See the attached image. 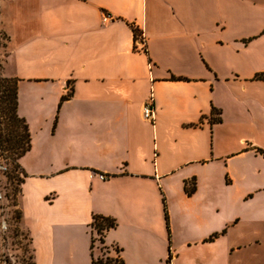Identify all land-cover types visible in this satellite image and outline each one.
<instances>
[{"label": "crops", "instance_id": "0c3cea01", "mask_svg": "<svg viewBox=\"0 0 264 264\" xmlns=\"http://www.w3.org/2000/svg\"><path fill=\"white\" fill-rule=\"evenodd\" d=\"M0 35L33 264H91L93 216L123 264H264V0H0Z\"/></svg>", "mask_w": 264, "mask_h": 264}, {"label": "trees", "instance_id": "16d2710c", "mask_svg": "<svg viewBox=\"0 0 264 264\" xmlns=\"http://www.w3.org/2000/svg\"><path fill=\"white\" fill-rule=\"evenodd\" d=\"M132 33L136 43L141 33L133 27ZM1 37L6 38L4 35H1ZM0 48H4V45L0 44ZM143 52L145 53V49H143ZM252 81H264V73L256 74L252 78ZM70 96L71 93H68L61 97L60 103L66 101ZM17 105V79L3 76L0 64V167L5 169L3 172H0V174H2L6 180L16 181L17 184L21 185L22 172L18 161L30 150L31 138L25 120L18 116ZM214 114L219 116L217 111H214ZM219 122L220 120L218 117L214 120H210V124ZM256 152L264 158V153L262 151L257 150ZM20 175L21 179H18ZM184 190L187 195H191L194 192L195 184L193 179L184 183ZM12 206L16 208L17 205L14 202ZM14 213L15 212H13V214ZM14 215V220L19 223L21 218L20 212L17 211ZM115 226L116 224L113 219L102 216L92 217V222L90 224L93 232L91 248H93L96 242L104 248L105 254L101 257L93 258L91 264H123V261L119 257H109V249L104 246V234L115 228ZM114 251L116 254L119 253L117 248H114Z\"/></svg>", "mask_w": 264, "mask_h": 264}, {"label": "rangeland", "instance_id": "374dc122", "mask_svg": "<svg viewBox=\"0 0 264 264\" xmlns=\"http://www.w3.org/2000/svg\"><path fill=\"white\" fill-rule=\"evenodd\" d=\"M0 44L4 45V48H0V64L2 65L7 57L8 49L7 39L1 35ZM257 114L262 117V113L259 111ZM248 132L257 142L264 143V131H261L258 124L251 127ZM19 178L21 179V175L18 176ZM19 187L20 185L16 181L6 180L0 174V264H33L29 236L14 220V214L19 210L17 206L13 208L12 205L14 202L17 205ZM13 212L15 213L13 214ZM93 248L95 249V258L105 254L104 248L98 243L95 242Z\"/></svg>", "mask_w": 264, "mask_h": 264}, {"label": "built area", "instance_id": "2783aa9c", "mask_svg": "<svg viewBox=\"0 0 264 264\" xmlns=\"http://www.w3.org/2000/svg\"><path fill=\"white\" fill-rule=\"evenodd\" d=\"M108 19V17H105L103 20L106 21ZM139 45L142 47L143 45V39H142V35H140L138 41ZM141 115L144 121L147 122H152L153 120V109H152V102L151 100H149L143 107L141 110ZM5 169L3 167H0V172H3ZM100 179H104L105 177H99Z\"/></svg>", "mask_w": 264, "mask_h": 264}]
</instances>
